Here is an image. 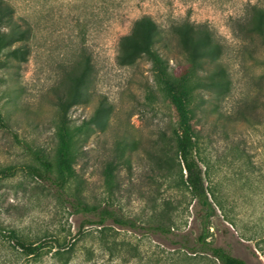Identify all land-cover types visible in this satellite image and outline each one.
<instances>
[{
    "label": "rangeland",
    "instance_id": "374dc122",
    "mask_svg": "<svg viewBox=\"0 0 264 264\" xmlns=\"http://www.w3.org/2000/svg\"><path fill=\"white\" fill-rule=\"evenodd\" d=\"M3 1L13 8L9 22L16 36L0 52V110L9 125L0 128V227L27 241L44 238L48 247L41 261L32 262L0 234V264H53L54 237L74 235L84 219L27 170L32 151L54 154L62 118L57 96L82 57L91 72L65 118L78 153L67 192L77 187L89 203L107 204L139 223L172 218L190 243L202 232L204 204L183 183L172 139L174 111L153 64L146 56L125 63L118 57L121 37L143 17L165 32L184 21L204 24L224 46L228 87L201 88L196 99V159L214 206L207 241L247 264H264V46L238 27L251 5L264 7V0ZM3 25L7 32L8 22ZM158 50L170 68L185 60L173 35L168 48ZM95 229L85 228L89 234L69 264H122L100 254ZM117 231L120 240L139 242L147 264H166L174 250L162 236ZM88 250L94 253L83 263ZM191 264L218 263L208 256Z\"/></svg>",
    "mask_w": 264,
    "mask_h": 264
},
{
    "label": "trees",
    "instance_id": "16d2710c",
    "mask_svg": "<svg viewBox=\"0 0 264 264\" xmlns=\"http://www.w3.org/2000/svg\"><path fill=\"white\" fill-rule=\"evenodd\" d=\"M13 8L0 0V52L5 48L7 40L15 39V29L10 23ZM8 22L9 30L1 31L3 24ZM239 30L245 37H256L264 46V7L251 5L245 18L238 23ZM170 35H173L185 55L181 65L170 68L162 57L159 48H168ZM245 52L251 59H256L251 47ZM224 46L215 38L214 34L204 24H194L184 21L174 25L168 32L160 29L150 17H143L134 21L129 34L122 36L119 42V59L125 63L138 57L146 56L153 64L155 80L163 94L168 98L174 111L175 126L172 129V139L175 153L182 163L180 170L185 172L183 183L189 193L201 204H204L201 219L202 232L194 243H190L186 235L179 232L174 219L169 221L149 220L139 223L135 219L125 217L107 204H91L79 192L73 189V194L67 192L70 181L76 176L75 163L77 150L72 132L65 121L68 109L76 104L83 95V88L90 80V63L87 58H79L73 62V70L66 76V88L57 96V106L61 111V119L57 126V144L52 157L40 150L31 152L33 163L27 165L28 173L41 182L49 185L55 193L68 202L75 212L84 216L74 235L68 234L62 240L54 237V250L51 253L53 264H69L78 250L79 242L89 233L87 226H94V240L98 244L100 254L107 256L108 262L120 261L122 264L137 261L147 264L150 259L140 250L139 242L131 243L118 238L117 229L130 230L140 235H159L171 242L174 250L169 252L166 264H191L197 258H208L218 264H247L219 246H213L209 241L210 211L214 210L209 201L207 189L202 177V169L196 159L198 140L197 129V95L201 88H227L228 75L222 62ZM200 97V96H199ZM0 128L9 129V125L0 110ZM7 172L12 173V168ZM112 167L107 168V177L111 179ZM182 174V178H183ZM213 198L215 195L210 193ZM215 199V203H216ZM0 227L1 236L9 241L14 250L32 262H39L45 256L47 243L44 238L27 241L18 235L15 229L5 232ZM94 235V234H93ZM51 252V251H50ZM81 262L87 263L90 254L87 251ZM106 263L102 261L103 264Z\"/></svg>",
    "mask_w": 264,
    "mask_h": 264
}]
</instances>
